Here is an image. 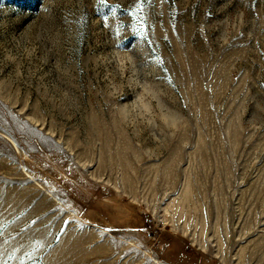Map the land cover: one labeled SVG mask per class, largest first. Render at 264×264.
<instances>
[{"label": "rangeland", "instance_id": "374dc122", "mask_svg": "<svg viewBox=\"0 0 264 264\" xmlns=\"http://www.w3.org/2000/svg\"><path fill=\"white\" fill-rule=\"evenodd\" d=\"M136 3L0 0V264H264V0Z\"/></svg>", "mask_w": 264, "mask_h": 264}, {"label": "snow or ice", "instance_id": "6c2138e0", "mask_svg": "<svg viewBox=\"0 0 264 264\" xmlns=\"http://www.w3.org/2000/svg\"><path fill=\"white\" fill-rule=\"evenodd\" d=\"M150 4L151 0H147ZM98 3L101 5H106V0H98ZM145 0H137L135 8L129 13L132 17L134 23V33L138 35L141 39L148 40V25L146 16L144 13ZM119 5L113 6V10ZM151 43V41H149Z\"/></svg>", "mask_w": 264, "mask_h": 264}]
</instances>
